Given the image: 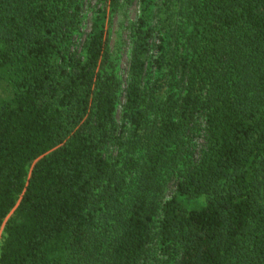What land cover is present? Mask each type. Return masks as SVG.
<instances>
[{
  "label": "trees",
  "instance_id": "16d2710c",
  "mask_svg": "<svg viewBox=\"0 0 264 264\" xmlns=\"http://www.w3.org/2000/svg\"><path fill=\"white\" fill-rule=\"evenodd\" d=\"M97 1L0 0V264H264V0Z\"/></svg>",
  "mask_w": 264,
  "mask_h": 264
},
{
  "label": "rangeland",
  "instance_id": "374dc122",
  "mask_svg": "<svg viewBox=\"0 0 264 264\" xmlns=\"http://www.w3.org/2000/svg\"><path fill=\"white\" fill-rule=\"evenodd\" d=\"M92 6H100L102 7V4H98L97 0H92ZM88 15L90 16V13H88ZM140 15V8L138 6V4H134L130 7H126L123 8L122 10H120V12L115 13L114 15H112L110 13H108V16L111 20L110 22V47L112 50V53L114 56H119L120 59V68L125 71L128 65V52L127 49L124 48V41L127 38V34L125 33V29L126 27L134 22L138 16ZM87 29H89V24L86 26ZM124 49V51H123ZM118 116L120 118V113H118ZM172 176L173 173H170L169 175H166L164 177V180L166 181L167 184V193L170 194L173 192V187H172ZM166 193V194H167ZM205 197L200 198L198 200H189L186 204L187 207L189 208H194V207H198L201 206L203 204H205ZM2 241V237L0 236V243Z\"/></svg>",
  "mask_w": 264,
  "mask_h": 264
}]
</instances>
